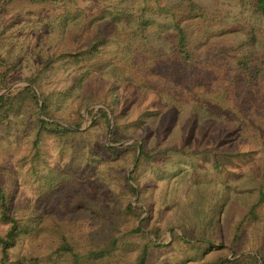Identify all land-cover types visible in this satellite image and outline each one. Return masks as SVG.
Here are the masks:
<instances>
[{
    "label": "trees",
    "instance_id": "trees-1",
    "mask_svg": "<svg viewBox=\"0 0 264 264\" xmlns=\"http://www.w3.org/2000/svg\"><path fill=\"white\" fill-rule=\"evenodd\" d=\"M21 1L25 0H0V13ZM127 2L105 0L94 10L85 8L59 44L38 50L35 69L25 78L28 84L0 94V147L5 140H27L29 153L18 163L27 166L37 195L43 196L25 209L14 206L18 171L8 169L0 156V222L5 225L0 234L1 264L36 263L23 253L10 258V249L24 239L47 242L55 264L121 262L131 250L136 254L127 263H151L153 249L164 246L155 244L163 240L164 232L150 224V217H143V205L133 202L137 189L130 181L141 188L140 167L153 165L160 154L174 149H152L147 132L140 142L123 143L134 136L129 127L137 120L160 114L150 102L134 118L128 115L136 89L152 94L165 110L190 108L206 125L204 133L213 125L223 131L235 127L232 132L244 128L264 133V0H236L247 15L243 11L232 15L219 0L154 1L136 8ZM229 4L233 6L232 0ZM91 12L96 15L90 17ZM17 64L0 53V93L10 86ZM57 64L78 72L66 87L45 89V78ZM85 110L105 134L113 115L109 141L119 146L91 140L90 127L84 128ZM198 128L194 118L187 119L186 137ZM45 134L55 137L61 150L70 148L64 171L41 165ZM246 154L222 153L228 158ZM224 165L216 159L214 169L227 177L230 170ZM91 179L97 185L92 189ZM225 200L226 195L206 218L213 228L208 238H194L184 229L183 238L174 232L181 248L171 263L260 264V258L264 264V235L258 238L257 256L243 253L241 246L250 226L260 221L263 187L233 226L232 250L240 256L230 259L218 252L208 257L212 248L223 246L220 216ZM81 208L88 212L93 237L85 252L75 249L69 235L76 224L74 213Z\"/></svg>",
    "mask_w": 264,
    "mask_h": 264
},
{
    "label": "rangeland",
    "instance_id": "rangeland-1",
    "mask_svg": "<svg viewBox=\"0 0 264 264\" xmlns=\"http://www.w3.org/2000/svg\"><path fill=\"white\" fill-rule=\"evenodd\" d=\"M104 1L25 0L15 2L8 7L6 13H0V32L4 31V35L0 37V53L10 55L15 61H18L9 87L15 85L11 88L13 89L17 86L27 85L28 82L25 78L35 69L38 50L43 49L44 46L47 48L60 43L66 30L77 21L85 8L94 10ZM154 1L165 3L171 0H128L126 5L136 8L145 2ZM212 1L204 0V2ZM219 1L222 5L227 4L224 6L231 10L232 15L239 14L240 11L247 15L245 6L235 5L236 0H232L233 6L229 4V0ZM95 15L96 12H91L90 17ZM77 72L76 68L57 64L48 72L44 88L62 89L70 83ZM150 102H154V107L160 109V114L147 115L137 120L129 127V132L134 136L123 142L124 144L134 140L140 142L141 135L147 132L148 143L152 149H174L173 151L168 150L164 155L160 154L153 165L140 167L139 185L141 188L130 181L137 189V195L133 202L136 205H143L146 209L143 217H150V224L158 225L164 232L162 241H155L151 236L155 244L163 243L164 246L153 249L152 260L149 264H173L171 260L179 254L181 248L174 232L183 238L184 229L194 238H208L213 233V228L208 225L206 218L211 207L221 201L224 195H226V200L222 205L223 212L220 216L223 246L220 250L212 248L208 257L212 258L218 252L227 254L230 259L239 257L240 254L234 256L232 250V229L235 223L244 217L247 208L255 200L259 188L263 187L264 189V138L262 137L264 133H258L256 130L250 132L241 127L234 132L232 131L235 127L223 131L219 130L216 125L204 133L203 129L206 125H203V120L195 115L190 108L165 110L164 105H159L161 101L158 102L152 94L137 89L132 93L131 109L128 115L134 118L139 113L138 109ZM110 117L113 128L114 117L112 114ZM190 117L195 119L199 128L194 131L193 136L187 138L184 124ZM66 125L74 128L71 125ZM89 127V136L92 141H104L113 146L120 145L112 144L109 141V126L105 134L103 128L92 123L87 114L84 128ZM216 136L223 140L214 142L213 138ZM236 151L248 152V154L239 158H228L222 155V153H235ZM28 153L29 144L24 138L17 141L5 140L0 147L2 163L8 169L12 168L18 171L13 204L19 209H25L38 199L43 198L42 195H37L36 182L27 173V166L21 167L18 163V160ZM70 156L69 147L61 150L55 137L50 134L44 135L41 143L42 161L40 163L42 166L50 165L59 171H64ZM216 159H219L230 170L227 177L214 169ZM134 167V164L130 166L128 175ZM87 178L88 176L84 174V181H87ZM90 181L92 183L88 187L91 189L94 186L97 187L94 180ZM100 186L103 189L104 185L100 183ZM104 194L106 193L104 192ZM45 198L44 202H49L50 199ZM87 213L83 208L74 213L76 214V224L69 234L73 246L80 252L89 249L90 241L93 238L92 232H90L91 222L87 220L89 218ZM255 225L250 226L241 246L245 247L243 253H252L257 256V241L260 236L264 235V204L260 209V221ZM4 231L5 225L0 222V234H3ZM214 245L219 246L220 242L216 241ZM50 251L51 248L47 242L24 239L10 249V258H14L18 253H23L37 259L36 263L30 264H55L52 263ZM135 254L136 252L131 250L125 258L121 259V262H116V259H113L106 263L96 264H132L127 261H131ZM259 262L262 264L260 258Z\"/></svg>",
    "mask_w": 264,
    "mask_h": 264
},
{
    "label": "water",
    "instance_id": "water-1",
    "mask_svg": "<svg viewBox=\"0 0 264 264\" xmlns=\"http://www.w3.org/2000/svg\"><path fill=\"white\" fill-rule=\"evenodd\" d=\"M15 85H12L11 87H9L8 89H6V90H4L3 92H1L0 94H3V93H6V92H8L12 87H14ZM86 115H87V110H85V112H84V114H83V116H84V120L86 119ZM110 120H111V117H110ZM112 121V120H111ZM111 128H112V123L110 122V125H109V130H108V132H109V134H110V132H111Z\"/></svg>",
    "mask_w": 264,
    "mask_h": 264
}]
</instances>
